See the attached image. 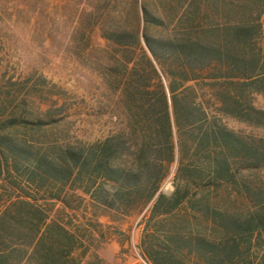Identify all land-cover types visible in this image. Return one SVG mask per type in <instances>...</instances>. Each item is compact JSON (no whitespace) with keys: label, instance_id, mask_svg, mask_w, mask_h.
<instances>
[{"label":"trees","instance_id":"1","mask_svg":"<svg viewBox=\"0 0 264 264\" xmlns=\"http://www.w3.org/2000/svg\"><path fill=\"white\" fill-rule=\"evenodd\" d=\"M88 19L94 140L66 90L2 73L0 38V264H86L135 217L147 264H264V0H105Z\"/></svg>","mask_w":264,"mask_h":264},{"label":"rangeland","instance_id":"2","mask_svg":"<svg viewBox=\"0 0 264 264\" xmlns=\"http://www.w3.org/2000/svg\"><path fill=\"white\" fill-rule=\"evenodd\" d=\"M105 0H0V38L2 40V73L25 78V90L41 76L48 79L53 91L61 87L68 92V103L78 110L69 119V128L85 140L104 135L107 119L91 117L90 106L103 99L104 85L98 75L83 65L73 50V36L81 22L94 24L88 13ZM94 42H105L94 34ZM257 106L264 109V96H258ZM75 108V109H76ZM236 127V126H235ZM264 136V129L258 131ZM173 175L164 185L171 193ZM142 217L129 219L119 228L124 231L117 237L98 243L85 258L91 264H147L141 257L138 245L142 236Z\"/></svg>","mask_w":264,"mask_h":264}]
</instances>
